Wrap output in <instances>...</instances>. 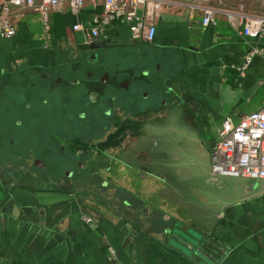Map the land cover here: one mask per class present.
Masks as SVG:
<instances>
[{"label": "crops", "instance_id": "crops-1", "mask_svg": "<svg viewBox=\"0 0 264 264\" xmlns=\"http://www.w3.org/2000/svg\"><path fill=\"white\" fill-rule=\"evenodd\" d=\"M194 2L169 0L155 20L152 41L134 40L125 25L103 28L100 43L111 48L103 63L131 72L122 104L129 116L145 124L176 111L191 132L213 128L218 138L225 119L236 123L264 106V55L244 61L251 49L264 50V38L244 37L222 16L215 27L203 26ZM238 2L223 0V6ZM245 4L251 13H264L257 2ZM92 14L86 5L80 16L86 26ZM51 19L50 36L42 32L41 42L32 32L31 23L40 24L34 9L19 19L13 38L0 39V79L23 67L76 60L74 47L88 42L72 31L74 17L62 8ZM85 63L81 58L72 64L79 66L76 74L65 78L81 79ZM7 82H0V91ZM141 149L132 138L114 150L123 153L114 156L116 166L130 172L98 179L107 202L89 195L83 183L57 185L1 172L0 264H200L194 255L201 247L213 264H264V181L210 171L196 178L171 163L149 162Z\"/></svg>", "mask_w": 264, "mask_h": 264}, {"label": "rangeland", "instance_id": "rangeland-1", "mask_svg": "<svg viewBox=\"0 0 264 264\" xmlns=\"http://www.w3.org/2000/svg\"><path fill=\"white\" fill-rule=\"evenodd\" d=\"M31 24L35 40L41 42L43 32L41 24L38 22ZM135 55L136 50L133 49L132 61L136 60ZM71 62L73 61L66 62L64 66L23 67L15 75H6L0 79V82L8 81L0 91V94H3L1 104L5 106L2 111L3 117L0 119V125L3 124L2 127L0 126V147H2L0 165L6 157L13 165L23 163L22 160L27 157L30 162L33 159L34 162L43 164V168L39 170L32 166L36 170L33 177L50 183L57 182V185L65 184L66 181L62 180L60 174L64 170L65 159L71 154L67 149L69 140L77 138L79 143L82 141L84 146H90L101 137L100 130L103 127H99L100 130L96 132L95 128L91 129L88 124L94 120L101 124L106 120L100 114L108 102L100 100L96 105L91 106L87 101L82 102L80 99L75 101L73 97H66L64 92L68 90L67 88L53 85L55 78L61 79L62 73L68 75L65 72L70 71ZM119 91L114 104L122 107L123 91ZM74 92L79 91L75 89ZM82 103V108L87 110L89 115L92 113L94 116L85 114L87 117L83 118L84 129H79L73 112L75 104L80 106ZM25 105L29 108H25ZM181 118L176 111L164 117L147 118L144 132L140 131L141 138L137 143L142 148L141 152L145 153L146 149L143 147L148 144L149 138L155 132L154 135L161 147L157 151L161 154L163 162L173 164L178 173L195 175L198 178L210 171L211 159L208 147L212 141L217 142L218 138L215 137L213 128L203 134L191 132L190 128L183 126ZM13 119L15 125L11 123ZM200 143L204 144L205 148L200 147ZM63 147L65 154L59 155L58 148L62 150ZM155 150L152 148L150 151ZM17 154L20 156H16ZM119 155H121L120 152H112L101 159L102 167L105 166L106 169L105 173L103 171L100 174L105 177L104 182L109 181L113 173L130 172L116 166L114 156ZM77 157L80 156L77 155ZM102 176L79 181L94 182ZM84 186L90 189L89 185Z\"/></svg>", "mask_w": 264, "mask_h": 264}, {"label": "built area", "instance_id": "built-area-1", "mask_svg": "<svg viewBox=\"0 0 264 264\" xmlns=\"http://www.w3.org/2000/svg\"><path fill=\"white\" fill-rule=\"evenodd\" d=\"M192 9L202 13V25L215 27L218 18L224 17L235 30L246 38H264V13L249 12L246 0H239L234 7H224L223 0H194ZM257 2L264 8V0ZM169 0H0V39L9 40L16 34V25L28 10H36L43 32L50 36L51 16L67 8L74 17L72 31L82 34L85 42L100 37L103 28L114 23L125 25L134 40L152 41L155 20ZM86 5L92 10L90 26L80 16ZM263 49L253 48L245 56V64ZM211 174L241 177L264 181V106L243 116L236 123L225 119L218 130V141L211 153ZM86 223L92 221L84 217ZM112 252V251H110Z\"/></svg>", "mask_w": 264, "mask_h": 264}, {"label": "flooded vegetation", "instance_id": "flooded-vegetation-1", "mask_svg": "<svg viewBox=\"0 0 264 264\" xmlns=\"http://www.w3.org/2000/svg\"><path fill=\"white\" fill-rule=\"evenodd\" d=\"M100 40L102 39L98 37L84 44L90 47L84 45H80V47L76 46L77 48L74 47L76 51V62L74 61L71 63L76 64L81 58H84L86 62L85 64H87V67H85V73L81 79H69L65 78L67 75H64L63 78H55L53 81L54 86H63L67 88L68 90L65 91L64 94H66V97H73L75 101L79 99L82 102L87 101L91 106L96 105L100 100L108 102V105L102 111V114H100L101 117L106 120L101 124H99L97 120L91 121L88 124L91 129L95 128L96 132L100 130L99 127L102 126L103 129L100 130L102 133L101 137L90 146H84V142L82 141L79 143L77 138L69 140L70 144L67 145L68 152L71 154L65 159L63 164L64 170L60 176L63 181L68 183L72 182L73 186L76 185L75 187L84 182L79 180L102 176L100 174L103 171L105 173L106 169L105 166L102 167L101 159L106 158L112 152L114 153L115 149H119L123 144L129 142V138H133L136 142H139V139L141 138L140 131L144 132V127L146 126L141 123V120L138 119V117L129 116L127 111L122 109L121 105L114 104L117 100L116 96L118 92H120L119 90L123 91L124 103L125 99L129 97V92L127 91L128 86L126 83L130 82L131 72H124L118 69L112 70L111 63H107V65L106 63H103L104 58L109 59L107 56H109L108 51L111 48L105 45V43H100ZM100 45L103 48L98 49V46ZM78 67L79 66L72 65L70 71H66L65 73L68 75L74 73L75 75ZM63 74L64 73L61 75ZM75 89L79 92H74ZM82 106L83 103L80 106L75 104L73 112L79 129H84L83 118L86 115L94 116L92 113L89 115L88 111L82 108ZM134 122L138 124V126H135L133 124ZM152 134L153 135L149 138L148 144L143 147L146 151L142 154L145 155L146 159L151 163L161 162L163 161V158L157 151L161 148L160 142L156 140L157 137L154 135L155 132ZM102 144L116 145L105 148V146H101ZM152 148L154 150L156 148V150L150 151ZM0 149H2V147H0ZM58 151H60L59 155L65 154L64 147L62 150L58 148ZM121 154L123 153L121 152ZM77 155L80 157H77ZM16 156L20 155L17 154ZM7 158L8 157H6L5 160H2L3 163L0 165V173L2 172V174L7 173L11 176L19 174L21 176L33 177V174L36 171L33 167L38 170L43 168V164L38 161L34 162L33 159L30 162V159L27 157L22 160L23 163L15 165L10 164ZM19 167H21V169ZM30 167L31 170H29ZM83 184L90 186L89 195L105 202L111 201L110 196H105V194H103L107 191L106 186L103 184L98 181H87Z\"/></svg>", "mask_w": 264, "mask_h": 264}, {"label": "water", "instance_id": "water-1", "mask_svg": "<svg viewBox=\"0 0 264 264\" xmlns=\"http://www.w3.org/2000/svg\"><path fill=\"white\" fill-rule=\"evenodd\" d=\"M87 46V45H84ZM90 47V46H87ZM92 47V46H91ZM200 264H213L214 258L211 254H206V251L201 247L197 249L195 255Z\"/></svg>", "mask_w": 264, "mask_h": 264}, {"label": "trees", "instance_id": "trees-1", "mask_svg": "<svg viewBox=\"0 0 264 264\" xmlns=\"http://www.w3.org/2000/svg\"><path fill=\"white\" fill-rule=\"evenodd\" d=\"M135 126H138V124H136L135 122L133 123ZM116 144H110V145H107V144H102L101 146H105V148H108V147H111V146H115Z\"/></svg>", "mask_w": 264, "mask_h": 264}]
</instances>
